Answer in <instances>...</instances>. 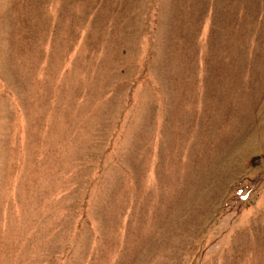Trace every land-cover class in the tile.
Instances as JSON below:
<instances>
[{"label":"rangeland","instance_id":"1","mask_svg":"<svg viewBox=\"0 0 264 264\" xmlns=\"http://www.w3.org/2000/svg\"><path fill=\"white\" fill-rule=\"evenodd\" d=\"M0 264H264V0H0Z\"/></svg>","mask_w":264,"mask_h":264}]
</instances>
